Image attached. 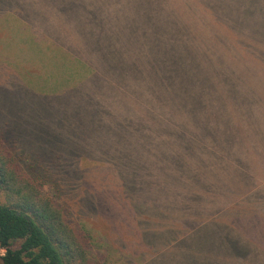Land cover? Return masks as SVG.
Instances as JSON below:
<instances>
[{
  "label": "rangeland",
  "instance_id": "374dc122",
  "mask_svg": "<svg viewBox=\"0 0 264 264\" xmlns=\"http://www.w3.org/2000/svg\"><path fill=\"white\" fill-rule=\"evenodd\" d=\"M1 7L10 5L0 0ZM39 9L30 4L31 12ZM141 18L120 23L135 25ZM92 22L101 26L74 28L62 55L41 52L52 47L34 39L29 23L24 27L16 14H0V124L7 129L14 123L21 133L4 136L5 144L28 166L42 164L50 173L47 190L96 238H106L107 264H130L120 261L116 248L129 258L137 248L158 250L179 234L177 228L194 224L198 212L209 208V219L224 207L235 210L223 212L218 224L239 234L235 245L215 222L205 231L206 242L187 252L186 262L173 264H232L233 255L264 264V54L234 55L233 70L220 64L210 91L191 108L189 134L148 136L129 97L127 71L134 68L124 47L127 26L109 27L105 18ZM139 75L144 82V72ZM230 158L259 174H250V182ZM71 166L80 172V188L74 182L75 189L66 187L64 169ZM233 246L245 253L226 254Z\"/></svg>",
  "mask_w": 264,
  "mask_h": 264
},
{
  "label": "trees",
  "instance_id": "16d2710c",
  "mask_svg": "<svg viewBox=\"0 0 264 264\" xmlns=\"http://www.w3.org/2000/svg\"><path fill=\"white\" fill-rule=\"evenodd\" d=\"M5 2L10 7H1L0 14H16L24 27V21L30 24L32 36L38 43L52 47H42L41 52L67 54L68 42L74 40L73 29L85 26L91 30L101 26L94 24L93 20L102 22L105 18L109 27L114 24L127 26L124 47L131 63L129 68H134L133 73L127 71L126 79L132 87L129 97L148 136L155 133L162 136L189 134L190 127L192 129L191 108L201 101L199 94L210 91L214 76L222 71L220 64L233 70L234 55L245 54L248 59H255L258 54H264V0ZM30 4L42 10L31 12ZM135 16L144 18L135 25L120 23ZM251 66L255 67L256 62ZM260 66L264 69V64ZM141 72L145 74L144 82L139 75ZM146 88L147 102L143 100ZM39 96L56 98V95ZM4 115L0 107V120ZM6 125L7 129L0 124V249L5 251L0 255V264H107L106 238L103 241L96 238L78 215L70 212L47 190L50 173L45 172L42 164L28 166L23 155L5 144L4 136L21 134L16 124L10 122ZM231 160L233 165H242L250 182L253 180L250 174H259L249 172L240 160ZM44 161L49 162L48 159ZM75 168H63L69 189L80 188V172L78 174ZM132 169L135 174L141 173L137 168ZM71 182L77 186L74 188ZM69 189L66 190L71 191ZM237 196H232L227 204L236 202ZM87 202L94 206L89 198ZM224 208L223 211L218 209L222 213L209 219L212 213L209 208L198 212L192 220L194 224H188L183 230L177 228L179 234H173L174 237L166 240L158 250H143L141 247L139 251L137 248L133 258H129L116 248L119 259L130 264H153V260L173 264L178 258L186 262V253L208 239L205 234L208 226L218 224L226 214L235 210L224 212ZM218 226L235 245L239 234L229 233L223 221ZM244 253L239 246L226 251V254ZM233 257L232 264H262L250 261L245 255L243 258Z\"/></svg>",
  "mask_w": 264,
  "mask_h": 264
}]
</instances>
